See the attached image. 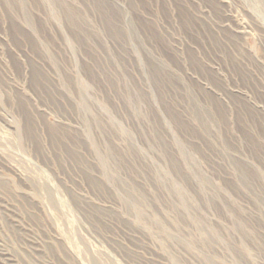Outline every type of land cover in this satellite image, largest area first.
I'll return each instance as SVG.
<instances>
[{"label":"rangeland","instance_id":"374dc122","mask_svg":"<svg viewBox=\"0 0 264 264\" xmlns=\"http://www.w3.org/2000/svg\"><path fill=\"white\" fill-rule=\"evenodd\" d=\"M0 264H264V0H0Z\"/></svg>","mask_w":264,"mask_h":264},{"label":"bare ground","instance_id":"6f19581e","mask_svg":"<svg viewBox=\"0 0 264 264\" xmlns=\"http://www.w3.org/2000/svg\"><path fill=\"white\" fill-rule=\"evenodd\" d=\"M259 1V0H258ZM257 6V5H256ZM260 6V5H259ZM28 23H31V19H30V17H28ZM243 178H245L246 179V177L248 176V175H246V173H243ZM141 214V213H140Z\"/></svg>","mask_w":264,"mask_h":264}]
</instances>
